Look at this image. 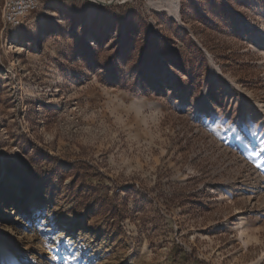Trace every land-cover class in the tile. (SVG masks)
I'll return each mask as SVG.
<instances>
[{"label":"rangeland","instance_id":"1","mask_svg":"<svg viewBox=\"0 0 264 264\" xmlns=\"http://www.w3.org/2000/svg\"><path fill=\"white\" fill-rule=\"evenodd\" d=\"M0 0V264H264V0Z\"/></svg>","mask_w":264,"mask_h":264},{"label":"built area","instance_id":"2","mask_svg":"<svg viewBox=\"0 0 264 264\" xmlns=\"http://www.w3.org/2000/svg\"><path fill=\"white\" fill-rule=\"evenodd\" d=\"M41 0H5L3 21L5 26L17 28L39 7Z\"/></svg>","mask_w":264,"mask_h":264},{"label":"bare ground","instance_id":"3","mask_svg":"<svg viewBox=\"0 0 264 264\" xmlns=\"http://www.w3.org/2000/svg\"><path fill=\"white\" fill-rule=\"evenodd\" d=\"M4 260H9L10 264H20V259L12 253L9 249H4L2 251Z\"/></svg>","mask_w":264,"mask_h":264}]
</instances>
